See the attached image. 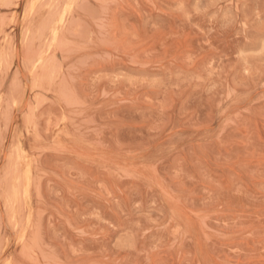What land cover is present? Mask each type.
<instances>
[{
	"label": "rangeland",
	"instance_id": "374dc122",
	"mask_svg": "<svg viewBox=\"0 0 264 264\" xmlns=\"http://www.w3.org/2000/svg\"><path fill=\"white\" fill-rule=\"evenodd\" d=\"M0 264H264V0H0Z\"/></svg>",
	"mask_w": 264,
	"mask_h": 264
},
{
	"label": "bare ground",
	"instance_id": "6f19581e",
	"mask_svg": "<svg viewBox=\"0 0 264 264\" xmlns=\"http://www.w3.org/2000/svg\"><path fill=\"white\" fill-rule=\"evenodd\" d=\"M61 20V19H60ZM28 167V166H27ZM26 173H28V171H26ZM27 178V177H26ZM26 180H28V179H26ZM28 219V218H27Z\"/></svg>",
	"mask_w": 264,
	"mask_h": 264
}]
</instances>
